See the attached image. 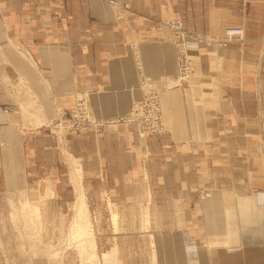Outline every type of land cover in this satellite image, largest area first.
<instances>
[{
    "label": "crops",
    "instance_id": "0c3cea01",
    "mask_svg": "<svg viewBox=\"0 0 264 264\" xmlns=\"http://www.w3.org/2000/svg\"><path fill=\"white\" fill-rule=\"evenodd\" d=\"M116 1L0 0V74L33 102L0 97V188L44 180L64 207L73 157L83 194L147 214L137 234L151 264H264V0ZM173 19L219 39L240 26L244 40L190 42L182 82ZM142 74L160 91L161 136L117 122L142 97ZM78 98L108 123L62 143L48 122ZM41 149L52 159L37 174Z\"/></svg>",
    "mask_w": 264,
    "mask_h": 264
},
{
    "label": "rangeland",
    "instance_id": "374dc122",
    "mask_svg": "<svg viewBox=\"0 0 264 264\" xmlns=\"http://www.w3.org/2000/svg\"><path fill=\"white\" fill-rule=\"evenodd\" d=\"M111 2L117 4L116 0ZM120 9L124 12V6L120 5ZM177 20L181 19L169 21L175 43L178 45L186 42L188 49L192 38L179 36L175 32L172 24ZM181 21L188 30L184 21ZM187 55V59L183 57L181 58L184 60L180 59L178 51L179 78L182 82L189 81L194 74L189 51ZM180 61L192 65V70L188 71L189 76L186 78H182ZM146 78V75H141L142 97L132 103L130 112L124 119L117 120L134 124L136 132L142 138L166 133L160 91ZM18 92L21 94L18 95ZM26 92L15 76L0 74L1 101L19 104L25 108V105L30 106L33 103L25 99L29 98ZM137 105L141 106L138 113ZM76 106H83L86 109L88 114L86 113L85 119L73 116ZM23 115L26 118L31 117L30 111ZM64 119L67 121L62 122ZM155 122L158 125H155ZM106 123L108 122L97 120L91 114L86 101L78 98L72 108L61 112L48 122V126L64 143L65 133L80 138L101 131ZM34 143L32 140L33 146ZM51 159L52 155L41 149L36 156V173L38 174L43 166L49 165ZM71 165L73 194L70 203L68 204L66 200L64 207H61L64 201L58 202L54 194H50V183L44 180L30 183L22 189L0 188V264H151L148 245L137 234L145 229L147 214L141 211V208L139 210L131 208V203L114 202L107 191L101 195L83 194L86 181L81 179L78 160L72 157ZM79 203L85 204L84 208ZM78 205L82 208V215L77 211L80 210ZM79 229L80 231H77ZM133 231L136 232L135 238L131 237Z\"/></svg>",
    "mask_w": 264,
    "mask_h": 264
},
{
    "label": "built area",
    "instance_id": "2783aa9c",
    "mask_svg": "<svg viewBox=\"0 0 264 264\" xmlns=\"http://www.w3.org/2000/svg\"><path fill=\"white\" fill-rule=\"evenodd\" d=\"M172 26H173L175 32L179 36L190 37V38H192V42L193 41H196V42L203 41L206 43H217L218 45H226V44L233 42V41H243L244 40V28L240 27V26L227 27L224 31V38L223 39L213 38V37H209V36L196 35L190 31L186 30L184 27V24L182 23L181 20H177L176 22H174L172 24ZM263 42H264V37H263ZM178 47H179L178 51H179L180 59H183V58L187 59L188 58V55H187L188 49H187L186 42L185 43H183V42L179 43ZM181 57H183V58H181ZM180 62H181L182 78H186L189 76L188 71L190 70V72H191V70H192V65H191V63H187L186 61H185V63L183 61H180ZM140 108H141V106L137 105V107H136L137 113L140 111ZM85 110L86 109L83 106H81V107L76 106V108L73 110V116L75 118L81 116V118L85 119L86 115L88 114ZM61 121L66 122L67 120L64 119V121L63 120H61ZM155 125H158V123L155 122Z\"/></svg>",
    "mask_w": 264,
    "mask_h": 264
},
{
    "label": "bare ground",
    "instance_id": "6f19581e",
    "mask_svg": "<svg viewBox=\"0 0 264 264\" xmlns=\"http://www.w3.org/2000/svg\"><path fill=\"white\" fill-rule=\"evenodd\" d=\"M24 50V49H23ZM27 88V87H26ZM31 95V94H30ZM38 108V107H37ZM80 196H83V195H80ZM84 197V196H83ZM81 198V197H80ZM78 199H79V196H78ZM82 200H83V198H82ZM84 202H85V200H84ZM83 201H81V203H84ZM78 203V201L75 203V204H77ZM81 203H79V204H81ZM86 203V202H85ZM83 205V208H84V205L85 204H81V206ZM81 206L79 207V205H78V208H80V210L79 209H77V211H78V213H79V211H80V214H81ZM86 208V207H85ZM83 210H85V209H83ZM86 211H84V213H85ZM83 214V213H82ZM81 214V215H82ZM115 214V213H114ZM84 216V215H83ZM78 218V217H77ZM114 218H116L115 216H114ZM89 225V224H88ZM88 225H86L87 227H88ZM78 226V225H77ZM79 227V226H78ZM84 228V227H83ZM89 228V227H88ZM77 231H80V229L79 230H77ZM77 231H76V233H77ZM84 231V230H83ZM82 233V232H81ZM82 234H84V233H82Z\"/></svg>",
    "mask_w": 264,
    "mask_h": 264
}]
</instances>
